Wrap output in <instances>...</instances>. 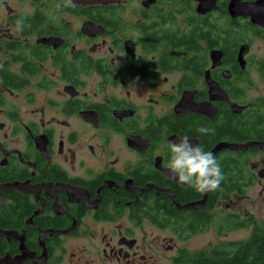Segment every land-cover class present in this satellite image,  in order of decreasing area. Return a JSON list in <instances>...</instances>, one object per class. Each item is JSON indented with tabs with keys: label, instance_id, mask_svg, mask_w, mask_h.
Segmentation results:
<instances>
[{
	"label": "flooded vegetation",
	"instance_id": "flooded-vegetation-1",
	"mask_svg": "<svg viewBox=\"0 0 264 264\" xmlns=\"http://www.w3.org/2000/svg\"><path fill=\"white\" fill-rule=\"evenodd\" d=\"M199 3L0 0V264H172L186 248L160 232L238 198L226 155L261 157L260 182L264 149L222 147L220 196L179 208L203 193L162 168L182 133L264 143V0Z\"/></svg>",
	"mask_w": 264,
	"mask_h": 264
},
{
	"label": "trees",
	"instance_id": "trees-1",
	"mask_svg": "<svg viewBox=\"0 0 264 264\" xmlns=\"http://www.w3.org/2000/svg\"><path fill=\"white\" fill-rule=\"evenodd\" d=\"M223 159L224 165L227 166L226 199L231 198L233 194L237 197H243L247 189L254 184L256 178L247 167L250 156L242 154L235 159L226 155ZM235 166L241 168L236 169ZM220 187L215 191H210L213 198L220 196ZM193 191L195 192V190ZM213 218L211 216L208 219L205 213L195 212L190 218V226L185 224L186 230L189 233L204 231L214 220ZM216 227L220 232L250 227V234L244 240L218 243L197 251L183 249L172 264H264V219L255 220L252 216L241 218L237 214L227 213L216 223ZM178 232L182 234L180 230Z\"/></svg>",
	"mask_w": 264,
	"mask_h": 264
},
{
	"label": "clouds",
	"instance_id": "clouds-1",
	"mask_svg": "<svg viewBox=\"0 0 264 264\" xmlns=\"http://www.w3.org/2000/svg\"><path fill=\"white\" fill-rule=\"evenodd\" d=\"M16 24L19 29L21 21L18 19ZM195 131L207 137L213 134L214 129L207 125H197ZM165 149L162 168L170 173V179L178 185L200 193L215 191L220 187L224 179L220 163L213 152L200 144L196 137L188 133L178 134L167 141Z\"/></svg>",
	"mask_w": 264,
	"mask_h": 264
},
{
	"label": "rangeland",
	"instance_id": "rangeland-1",
	"mask_svg": "<svg viewBox=\"0 0 264 264\" xmlns=\"http://www.w3.org/2000/svg\"><path fill=\"white\" fill-rule=\"evenodd\" d=\"M261 157L259 156H250L249 163H260ZM259 179V178H258ZM234 201L236 206L232 209L225 208V203H229ZM224 203V202H223ZM217 205L215 208L214 220L211 221L210 225L204 231L190 233V235L180 236L178 234V238L176 235H172L168 231H163L161 233L162 236H166L167 239H172L177 243V247H184L187 250L197 251L203 248H208L212 245H216L218 243L228 242V241H237L244 240L250 234V227L248 228H238L232 231H218L216 227V223L220 221V215L223 212H233L238 214H242L241 212H246L247 216L241 217L246 218L252 216L255 220H263L264 219V178L260 179V182H257L249 187L246 191V194L243 197H232L223 204ZM238 207V208H237ZM190 228V227H189ZM187 228L183 226V233L185 234L188 231ZM180 230V229H179ZM152 264H167V261L170 260V257L173 255L172 253H153Z\"/></svg>",
	"mask_w": 264,
	"mask_h": 264
},
{
	"label": "water",
	"instance_id": "water-1",
	"mask_svg": "<svg viewBox=\"0 0 264 264\" xmlns=\"http://www.w3.org/2000/svg\"><path fill=\"white\" fill-rule=\"evenodd\" d=\"M199 2H200L199 6L197 8L198 11L209 10L210 7H212L214 5V3H213L214 0H199ZM222 147H228V148L240 149V150H247L249 148L264 149V143L260 142V141H248V142H245L243 144H236V145L223 143V144H220V145L216 146L211 152L214 153L217 149H220ZM257 176L259 178L264 177V168L259 169V171L257 172ZM157 191L158 192H162V193H169V191H167L166 189H161V188L157 189ZM207 193L208 192H204L202 199L199 200V201L191 202L190 204H187V205H179L176 202V205L179 208H197V207H201L204 204V201L206 199ZM9 234H11V233H9Z\"/></svg>",
	"mask_w": 264,
	"mask_h": 264
}]
</instances>
